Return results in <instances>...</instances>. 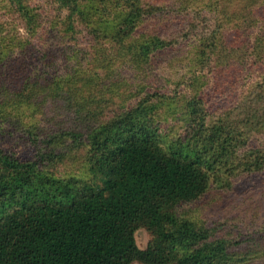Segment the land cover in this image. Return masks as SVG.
Instances as JSON below:
<instances>
[{
	"label": "trees",
	"instance_id": "obj_1",
	"mask_svg": "<svg viewBox=\"0 0 264 264\" xmlns=\"http://www.w3.org/2000/svg\"><path fill=\"white\" fill-rule=\"evenodd\" d=\"M7 1L26 34L0 23V132L22 131L32 156L0 141V264H264V227L180 208L224 202L246 175L264 193V0H57L53 19ZM182 33L199 43L191 79L226 107L192 95L170 134L149 71ZM71 164L85 176L58 172Z\"/></svg>",
	"mask_w": 264,
	"mask_h": 264
},
{
	"label": "rangeland",
	"instance_id": "obj_2",
	"mask_svg": "<svg viewBox=\"0 0 264 264\" xmlns=\"http://www.w3.org/2000/svg\"><path fill=\"white\" fill-rule=\"evenodd\" d=\"M26 2L30 7H33L35 11L40 13L42 18L53 19V17L57 18V15L60 14L59 12L53 11V8L57 6V0H27ZM55 14L57 15L54 16ZM64 14L65 12L63 14L61 13L59 17L61 18ZM0 23L14 35L19 34L20 36H24V34H26L22 19L18 13L13 11L7 0H0ZM80 29L82 30L81 27ZM182 34H176V37L179 38L181 42L175 43L176 46L172 48L160 62L156 63L154 66L152 65V69L149 71L153 75L152 81H155V83L160 86L159 90L162 94L167 95L164 102L158 103L156 113H158L157 118L163 123L162 125L167 128L170 134H175L182 128L183 117H185L184 108L186 107V103L192 99V95H206L208 104L211 103L210 106L216 99H219V105L226 107V97H219L220 92L218 94L216 93V87L212 83L201 82L200 84L199 81L191 79L200 71L198 70L200 68L197 59L199 54V49L197 47L199 43L195 40V37H186L189 33L185 35ZM78 38L80 39V41H78L79 47H87L88 39L86 38V33H80ZM232 52H236L237 56L243 54L242 50ZM57 62L60 64V58L57 59ZM121 69L122 71H126L124 67ZM127 72L130 74L131 69H128ZM196 72L197 74H195ZM244 77L245 79L249 78L248 75ZM205 79L203 75V81ZM199 85H201L200 88L198 87ZM211 117H213L212 119L215 118L214 115ZM2 137L4 136H2L0 132V141L2 144H8L9 147L17 150L22 156H32L31 143L29 140L27 142L22 131L12 133L11 136H7L9 137L8 139H3ZM3 140H5V142ZM85 171L84 169L77 170L73 164L65 165L58 169L59 173H71L79 176H85ZM261 179L262 178L256 175L234 178L235 183L232 187L233 190L226 194L224 202L218 201L213 203L209 201L210 204L207 202L184 203L180 206L182 215L192 220L204 221L205 223L212 224L217 221H225L227 223L226 216L233 217L244 214L248 222L240 229L260 232L264 227V193L260 188ZM222 184H224V182L218 183L219 186ZM244 192H248L249 196L252 197L251 205L253 207L250 208L245 206L240 201L241 197L239 196L241 195L239 194H243ZM213 197L212 199H217ZM241 208L245 210H241ZM245 211L246 213H244ZM253 212L257 213L255 221L251 218ZM252 220L253 222H251ZM136 238L138 245L144 248L147 246L151 236L146 230L141 229L137 231ZM133 264L143 263L135 262Z\"/></svg>",
	"mask_w": 264,
	"mask_h": 264
}]
</instances>
